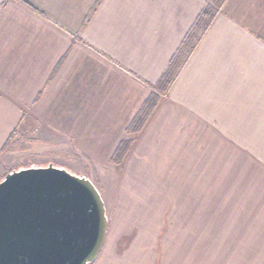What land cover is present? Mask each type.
Segmentation results:
<instances>
[{
    "label": "crops",
    "instance_id": "0c3cea01",
    "mask_svg": "<svg viewBox=\"0 0 264 264\" xmlns=\"http://www.w3.org/2000/svg\"><path fill=\"white\" fill-rule=\"evenodd\" d=\"M208 1L0 0V180L8 148L29 139L21 149L54 154L57 167L113 171L127 221L149 223L125 228L149 235L167 201H209L212 217L225 212L213 202H245L230 172L251 170L261 192L250 218H264V0H224L168 89L156 88ZM149 98L142 128L127 133ZM132 239L119 257L147 262L148 244Z\"/></svg>",
    "mask_w": 264,
    "mask_h": 264
},
{
    "label": "rangeland",
    "instance_id": "374dc122",
    "mask_svg": "<svg viewBox=\"0 0 264 264\" xmlns=\"http://www.w3.org/2000/svg\"><path fill=\"white\" fill-rule=\"evenodd\" d=\"M28 140L22 139L23 143L16 147L20 149L8 148L7 152L12 153L10 156L12 170L44 166L47 162L57 167V164L61 163L54 154H38L34 152L36 151L34 148L31 149L33 153L29 149H21L23 146L29 147ZM68 171L78 176L87 172L86 178L95 185L105 205L108 229L104 246L96 259L101 257L113 259L115 262L123 261L119 255L125 252L128 242L136 236L139 241L148 244V261L145 262L147 259H144V262L123 261L127 262L125 264H264V218H250L252 214L260 212L258 203L250 200L254 195H258L257 192H261L260 187H255V183L252 182L254 171L247 170L241 173L233 171L232 174L230 172V176L233 175L230 181L241 183L242 185L238 187L243 188L242 193H246L247 196L246 201L242 203L233 202L234 200L223 202V204L213 202V207L215 205L218 209V206H225L223 216H214L213 212L214 217H212L210 202L206 200L192 203L167 201L164 204L165 213L150 224L153 225L150 231H157L154 234L151 232V235H136L131 233L132 228L130 232L127 231L130 228H125L131 224L142 228L149 223L146 222L148 219L144 220L140 217L134 218L133 221L129 218L131 224L127 221L128 218L124 216L126 208L121 209L124 203L115 201L117 175L113 171H85L78 167ZM221 171L214 170V182L222 181L224 176L220 174ZM198 189L199 193H205L206 189L210 191V187H198ZM213 190H217L216 185ZM206 197L208 196L198 195L199 199ZM189 204L197 207L196 216L190 210ZM129 209L131 210L127 205V210ZM214 209L215 214L218 213L215 207ZM149 220L152 221V219ZM147 237L149 239H146Z\"/></svg>",
    "mask_w": 264,
    "mask_h": 264
},
{
    "label": "water",
    "instance_id": "95a60500",
    "mask_svg": "<svg viewBox=\"0 0 264 264\" xmlns=\"http://www.w3.org/2000/svg\"><path fill=\"white\" fill-rule=\"evenodd\" d=\"M108 229L90 179L52 164L0 180V264H91Z\"/></svg>",
    "mask_w": 264,
    "mask_h": 264
},
{
    "label": "trees",
    "instance_id": "16d2710c",
    "mask_svg": "<svg viewBox=\"0 0 264 264\" xmlns=\"http://www.w3.org/2000/svg\"><path fill=\"white\" fill-rule=\"evenodd\" d=\"M223 2L224 0H209L203 6L194 24L185 35L181 45L171 58L167 68L165 69L159 81L157 82L156 88L158 90L164 92L168 89V87L176 77L177 73L179 72L181 66L185 63L189 54L195 48L197 42L200 40L201 36L209 26L210 22L216 15L218 9L220 8ZM154 105L155 100H153L152 98H149L143 104L139 113L134 117L133 121L127 128V133H136L142 128ZM9 144L10 141L7 144V147ZM130 145V140L121 141L111 158V162L119 164L128 152Z\"/></svg>",
    "mask_w": 264,
    "mask_h": 264
}]
</instances>
